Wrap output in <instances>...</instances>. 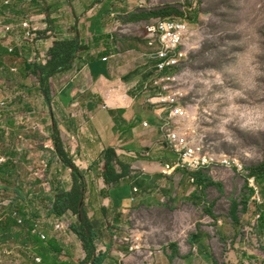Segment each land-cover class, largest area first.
<instances>
[{"label":"rangeland","instance_id":"374dc122","mask_svg":"<svg viewBox=\"0 0 264 264\" xmlns=\"http://www.w3.org/2000/svg\"><path fill=\"white\" fill-rule=\"evenodd\" d=\"M23 5H16L12 11L0 0V45L12 49L13 55L12 44L17 43L20 49L19 43L28 42L33 55L25 53L26 59L37 62L45 31L33 27L41 39L38 48L24 40L17 29L13 34L4 33V27L17 24V19L20 23L30 21L20 18L26 9ZM141 7L148 13L165 10L169 19H183L191 32L186 60L176 72L186 117L173 129L200 145L205 153L236 161L242 171L205 169L199 172L204 190L189 184L185 177L172 179L164 195L165 209L139 212L129 225L138 235L134 241L132 234L123 237L125 247L135 246L130 263L157 264L160 254L171 253L170 264H264V171L259 183L254 180V190L247 182L249 173L256 171L258 176L257 170L264 164V0H145L137 4ZM23 63L17 57H0V166L8 161L20 164L13 169L9 191L2 189L4 179L0 177V213L12 199H18L12 185L30 202L39 198L38 202L47 206L52 182L58 186L57 179L45 174L49 153L37 150L49 144L40 123L43 118L48 120L53 109H43L35 80L22 77L18 71H23ZM5 152L11 156L3 155ZM59 180L65 184L67 177ZM205 180L215 185L208 186ZM186 192L188 197H184ZM232 204L236 205V222L230 218ZM32 210L27 209L30 223L39 226L44 241L55 239L76 262L83 259L69 229L76 223L74 214L67 212L58 221L64 229L55 231L58 222L46 217L47 208H40L39 216ZM188 217L190 236L184 243L189 255L183 260L169 248ZM16 250V262L26 263V257ZM29 258L33 263L35 258ZM66 259V254L61 255L62 261Z\"/></svg>","mask_w":264,"mask_h":264},{"label":"crops","instance_id":"0c3cea01","mask_svg":"<svg viewBox=\"0 0 264 264\" xmlns=\"http://www.w3.org/2000/svg\"><path fill=\"white\" fill-rule=\"evenodd\" d=\"M9 1L8 8L12 11L16 5L24 3L22 7L26 9L20 18L30 20L32 27L47 34L40 44L41 55L48 58L49 49L58 40L76 38L82 46L72 69L50 78V102L42 96L36 79L29 71H24V63L33 62V58L26 59L25 56L27 52L33 55L31 45L23 41L19 43V49L17 43L12 44V58L24 61L23 71H18L22 77L35 80L34 88L39 92L43 109H53L48 120L43 118L40 123L43 133L47 132L49 144L45 149H37L49 153L45 174L58 181V186L56 182L50 186V200L59 192L68 193L72 187L71 172L54 150L52 134L55 130L65 153L84 178V209L94 230L96 255L104 256L103 264H131V256L136 254L135 246L125 247L123 237L132 234L131 240L138 238L136 231L128 228L136 214L152 208L165 209L164 195L168 194L172 179L185 177L189 184L195 183L198 189L204 190L200 173L189 174L179 169L166 172V166H175L176 157L159 130L161 109L148 104L143 92L144 84L156 75L157 64L155 58L148 56L146 28L158 19L169 17H155L143 7L137 8V4L145 0H28L29 6L26 0ZM17 20L18 23L13 25L23 34L19 27L21 20ZM166 116L163 113L162 117ZM108 150L114 153L115 175L121 177L118 183L110 185H106L103 178ZM3 155L9 157L11 153ZM18 168L20 164L13 165L10 161L0 166L4 191H9L15 176L13 169ZM63 175L67 177L65 184L59 180ZM12 187L18 199H12L11 205L0 213V228L12 210H16L22 224L17 227L16 219L9 218L8 230L0 229V264H20L16 262L15 249L26 257L24 264H91L86 263L82 243L75 235L82 261L76 262L68 249L55 239L47 241H53L61 255L66 254L69 259L62 261L61 256L52 254L43 244L32 246L34 237L28 232L31 218L27 209L32 208L31 213L39 216V209L47 208V205L39 203L37 197L36 201L30 202L20 188ZM184 197H188V192ZM46 217L52 216L46 214ZM63 217L52 218L58 222ZM188 223L189 217L172 237L175 239L171 245L173 249L169 248L177 251L183 260L189 255V248L184 243L190 236ZM16 243L19 246L15 248ZM171 255L160 254L157 264H170ZM30 256L35 258L33 263Z\"/></svg>","mask_w":264,"mask_h":264},{"label":"built area","instance_id":"2783aa9c","mask_svg":"<svg viewBox=\"0 0 264 264\" xmlns=\"http://www.w3.org/2000/svg\"><path fill=\"white\" fill-rule=\"evenodd\" d=\"M9 2V0H5L3 3L9 4ZM29 22L23 21L19 24V27L23 31L24 40H29L38 48L37 43L41 39ZM16 29L17 26L13 24L7 25L4 27V33L7 35L13 34ZM190 35L191 32L183 19H158L147 26L145 33L148 56L155 58L157 64L156 75L144 84L143 92L147 96L148 104L161 109V114L158 117L162 122V126L159 130L163 135L165 144L176 157L175 166L172 168L166 166L165 170L169 172L179 169L193 174L205 169L222 168L226 170L236 169L237 172H241V167L238 166L236 161L205 153L200 145L188 140L180 131L173 129L176 123L184 121L186 117L185 111L180 105L183 93L177 89L179 77L176 72L186 60L187 39ZM8 51L11 53L12 49L8 48ZM48 59L49 56L47 58V56L42 55L36 61L44 65ZM0 104L3 105V103ZM163 113L167 116L162 117ZM146 126L144 125V127ZM247 182L253 189V178L247 179ZM12 218L16 219L18 225L22 224V220L18 218L17 213L14 212ZM63 229L62 222H58L54 226L55 231ZM32 234L40 240H44V235L39 226L33 225ZM35 261L38 262V260Z\"/></svg>","mask_w":264,"mask_h":264},{"label":"trees","instance_id":"16d2710c","mask_svg":"<svg viewBox=\"0 0 264 264\" xmlns=\"http://www.w3.org/2000/svg\"><path fill=\"white\" fill-rule=\"evenodd\" d=\"M177 13V12H176ZM178 14V13H177ZM155 17H166L167 13L165 10H159L157 12L152 13ZM0 56L1 55H9L13 56L12 53H9L8 47L3 49L0 46ZM82 51V46L79 41L75 39L70 40H58L54 43L53 47L49 49L48 55L49 59L46 64H41L38 62L33 63H24V71H29L30 75L34 77L38 83L39 90L47 102L51 101V94L49 88V80L57 74L67 72L72 69L73 64L77 55ZM52 142L54 145V150L56 151L57 156L60 158L62 163L68 168L71 172L72 178V187L68 193L59 192L55 195V197L49 200L50 209L47 210V214L52 216L53 218H61L67 212L74 214L77 217L76 223L69 227L70 231L78 238V240L82 243L83 251L86 254V263L91 264H103L104 256L96 255L95 248V234L94 230L90 224V221L87 217V214L84 209V199H85V184L84 178L81 173H78L75 167L73 166L72 161L69 159L68 155L65 153L63 145L57 135V132L54 130L52 134ZM114 159V153L111 150H108L105 154V172L103 174V178L106 185L116 184L120 180V176H116L112 167V162ZM6 168V166H4ZM3 168V169H5ZM256 171H251L249 173V177L253 178V180L259 183L260 175L264 171V164L258 168ZM201 182H204V179H200ZM207 181V182H206ZM206 185L214 186L212 182L205 180ZM205 188V185L202 187ZM251 194L253 191L250 190ZM18 195L20 194L17 192ZM230 218L233 222H236L235 218V209L236 205H231ZM14 210L10 211L8 217L12 218V214ZM16 213V212H15ZM9 218L6 220L1 230H8V225H10ZM15 225L19 227L16 220ZM28 232L34 237L31 245L32 246H41L42 244L52 253L58 256H61V250L58 249V246L54 244L53 241H44L40 240L38 237L32 234L33 225H28Z\"/></svg>","mask_w":264,"mask_h":264},{"label":"water","instance_id":"95a60500","mask_svg":"<svg viewBox=\"0 0 264 264\" xmlns=\"http://www.w3.org/2000/svg\"><path fill=\"white\" fill-rule=\"evenodd\" d=\"M155 70H156V68H155ZM173 249V247H171V250Z\"/></svg>","mask_w":264,"mask_h":264}]
</instances>
